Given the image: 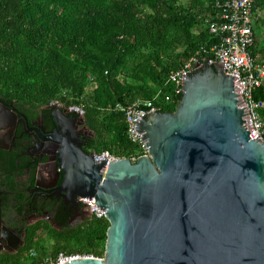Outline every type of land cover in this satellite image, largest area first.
<instances>
[{
    "label": "water",
    "instance_id": "water-1",
    "mask_svg": "<svg viewBox=\"0 0 264 264\" xmlns=\"http://www.w3.org/2000/svg\"><path fill=\"white\" fill-rule=\"evenodd\" d=\"M202 61L182 76L174 112L137 122L147 156L105 167L65 146L45 166L109 223L102 258L63 264H264V143L249 139L236 78Z\"/></svg>",
    "mask_w": 264,
    "mask_h": 264
},
{
    "label": "trees",
    "instance_id": "trees-1",
    "mask_svg": "<svg viewBox=\"0 0 264 264\" xmlns=\"http://www.w3.org/2000/svg\"><path fill=\"white\" fill-rule=\"evenodd\" d=\"M223 1L0 0V97L33 106L81 103L95 153L127 157L135 147L114 107L162 90L172 95L162 112H174L182 95L166 85L168 75L200 47L218 44L208 24ZM255 98L264 102V87ZM108 227L95 217L62 231L37 223L28 227L25 247L0 254V264H39L60 253L102 258Z\"/></svg>",
    "mask_w": 264,
    "mask_h": 264
},
{
    "label": "flooded vegetation",
    "instance_id": "flooded-vegetation-1",
    "mask_svg": "<svg viewBox=\"0 0 264 264\" xmlns=\"http://www.w3.org/2000/svg\"><path fill=\"white\" fill-rule=\"evenodd\" d=\"M0 107V254H16L32 225L62 231L92 218L84 198L62 190L61 177L54 186L45 166L65 146L95 153L97 139L84 117L55 102L33 106L0 97ZM39 169L44 177L38 181Z\"/></svg>",
    "mask_w": 264,
    "mask_h": 264
},
{
    "label": "built area",
    "instance_id": "built-area-1",
    "mask_svg": "<svg viewBox=\"0 0 264 264\" xmlns=\"http://www.w3.org/2000/svg\"><path fill=\"white\" fill-rule=\"evenodd\" d=\"M257 0H225L216 3L219 9L217 20L209 22V32L218 37V44L206 48L200 47L191 58L184 61L177 70L169 73L166 85H170L173 93H177L183 86L182 76L185 73L193 72L202 67L203 59L209 58L208 64L219 63L223 65V72L226 75L236 78L239 84V98L245 107L250 125L247 127L251 134L250 140L259 139L264 143V102L255 98V92L264 87V64L256 62L252 47L255 42L253 30L254 5ZM178 96V95H177ZM172 102V95L158 91L150 100L136 99L132 103L117 104L114 110L124 115L126 123V137L135 148L126 156L115 155L108 150L94 153V157L105 156L108 163L121 158H128L135 163L141 156H147L148 151L142 143L140 135L135 131L138 121L142 115L153 111H160ZM59 107L63 105L55 101ZM69 112L83 117L85 108L83 104H74L68 107ZM86 209L92 217L105 219V215L94 204V199L84 198ZM36 251L31 250L28 256L35 257ZM93 257L85 254L60 253L57 257L46 256L39 264H63L73 260Z\"/></svg>",
    "mask_w": 264,
    "mask_h": 264
},
{
    "label": "crops",
    "instance_id": "crops-1",
    "mask_svg": "<svg viewBox=\"0 0 264 264\" xmlns=\"http://www.w3.org/2000/svg\"><path fill=\"white\" fill-rule=\"evenodd\" d=\"M253 13L255 18L253 21L255 43L252 53L257 63L264 64V0L255 2Z\"/></svg>",
    "mask_w": 264,
    "mask_h": 264
},
{
    "label": "rangeland",
    "instance_id": "rangeland-1",
    "mask_svg": "<svg viewBox=\"0 0 264 264\" xmlns=\"http://www.w3.org/2000/svg\"><path fill=\"white\" fill-rule=\"evenodd\" d=\"M179 52H181V50H178V53ZM129 81H131V79H129ZM95 86H96V84H95L94 80L89 79L88 91H91L93 88H95ZM47 245H48V243H47Z\"/></svg>",
    "mask_w": 264,
    "mask_h": 264
}]
</instances>
